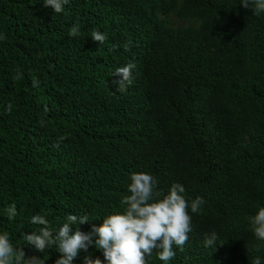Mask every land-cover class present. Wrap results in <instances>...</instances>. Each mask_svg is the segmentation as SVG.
Segmentation results:
<instances>
[{"label": "trees", "instance_id": "16d2710c", "mask_svg": "<svg viewBox=\"0 0 264 264\" xmlns=\"http://www.w3.org/2000/svg\"><path fill=\"white\" fill-rule=\"evenodd\" d=\"M252 7L68 0L57 14L43 0H0V233L17 246L40 227L31 216L55 230L70 213L87 215L73 229L89 231L124 211L130 174L143 171L162 193L178 182L189 203L204 200L200 213L189 208L193 231L168 264H264L248 222L264 207V12ZM130 60L132 84L116 92L112 74ZM213 231L219 242L207 248ZM157 251L147 264H164ZM35 254L45 264L60 255Z\"/></svg>", "mask_w": 264, "mask_h": 264}, {"label": "clouds", "instance_id": "9594fccd", "mask_svg": "<svg viewBox=\"0 0 264 264\" xmlns=\"http://www.w3.org/2000/svg\"><path fill=\"white\" fill-rule=\"evenodd\" d=\"M68 0H43L44 7H50L55 13H62ZM244 8L253 7L255 14L264 12V0H240ZM80 26L73 24L69 31L70 37L80 35ZM91 40L104 44L106 35L98 30L91 32ZM116 46L113 45V48ZM125 51L129 45L124 46ZM136 64L129 61L117 67L113 72L116 79L112 80L116 92L124 93L134 79L133 70ZM38 81H33L36 86ZM8 111H11L9 105ZM158 181L147 172H133L128 184L129 195L122 203L126 205L122 213L106 215L100 224H92L89 231H82L78 226L89 222L87 215L68 214L66 222L53 229L44 215L31 216L30 223L40 226L38 229L24 233L23 243L14 246L10 242L8 232L0 233V264H45V260L36 252L55 247L60 253L54 264H73L80 255L84 264H147L146 257L157 251L158 259L168 264L176 252L174 246L183 249L193 231L192 217L202 211L204 200L197 196L191 202L185 198V187L181 183L170 185L167 193L157 187ZM9 221L17 215L16 205L10 204L6 209ZM250 230L257 239L264 240V207H260L254 215L248 217ZM215 231L206 235L204 246L215 247L218 243ZM23 245V246H22ZM25 247L34 250L32 254L25 252ZM90 247L102 252L103 260L89 253ZM252 264H261L259 257Z\"/></svg>", "mask_w": 264, "mask_h": 264}]
</instances>
